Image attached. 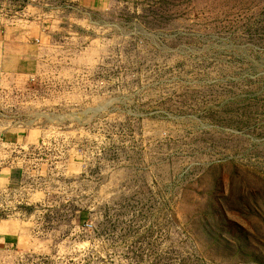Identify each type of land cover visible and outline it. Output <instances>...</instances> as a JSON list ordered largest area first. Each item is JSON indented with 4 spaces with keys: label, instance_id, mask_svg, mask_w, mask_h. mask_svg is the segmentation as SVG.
<instances>
[{
    "label": "rangeland",
    "instance_id": "obj_1",
    "mask_svg": "<svg viewBox=\"0 0 264 264\" xmlns=\"http://www.w3.org/2000/svg\"><path fill=\"white\" fill-rule=\"evenodd\" d=\"M0 15V264H264V0Z\"/></svg>",
    "mask_w": 264,
    "mask_h": 264
},
{
    "label": "crops",
    "instance_id": "obj_2",
    "mask_svg": "<svg viewBox=\"0 0 264 264\" xmlns=\"http://www.w3.org/2000/svg\"><path fill=\"white\" fill-rule=\"evenodd\" d=\"M78 2V0H75ZM86 6L92 4L93 0H80ZM3 4V0H0ZM26 35L17 27H7L0 15V56L3 58L2 64L14 66L16 60L29 57L36 50L33 40L36 36ZM9 236V235H8ZM7 234H0V246H9L13 241Z\"/></svg>",
    "mask_w": 264,
    "mask_h": 264
}]
</instances>
